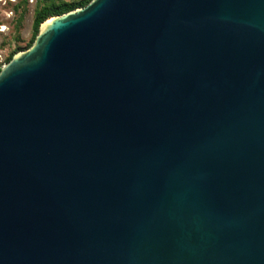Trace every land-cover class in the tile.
<instances>
[{"label":"water","instance_id":"95a60500","mask_svg":"<svg viewBox=\"0 0 264 264\" xmlns=\"http://www.w3.org/2000/svg\"><path fill=\"white\" fill-rule=\"evenodd\" d=\"M0 264H264V0H92L0 71Z\"/></svg>","mask_w":264,"mask_h":264},{"label":"rangeland","instance_id":"374dc122","mask_svg":"<svg viewBox=\"0 0 264 264\" xmlns=\"http://www.w3.org/2000/svg\"><path fill=\"white\" fill-rule=\"evenodd\" d=\"M46 0H0V65L22 52L34 38L33 22L39 5ZM71 2L74 0H54Z\"/></svg>","mask_w":264,"mask_h":264},{"label":"trees","instance_id":"16d2710c","mask_svg":"<svg viewBox=\"0 0 264 264\" xmlns=\"http://www.w3.org/2000/svg\"><path fill=\"white\" fill-rule=\"evenodd\" d=\"M92 0H74L71 2H55L54 0H46L41 5L38 6L36 13H35V18L33 22V30H34V38L31 41V43L25 48L22 49L21 51H24L28 48H30L34 41L36 36L39 33L41 25L46 22L48 19L55 17V16H60L63 15L69 11L75 10L77 8L85 7L87 6ZM14 55H12L8 62L12 60ZM7 62V63H8ZM2 67L0 65V71Z\"/></svg>","mask_w":264,"mask_h":264}]
</instances>
